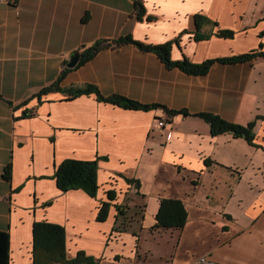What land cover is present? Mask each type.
<instances>
[{"label": "crops", "instance_id": "1", "mask_svg": "<svg viewBox=\"0 0 264 264\" xmlns=\"http://www.w3.org/2000/svg\"><path fill=\"white\" fill-rule=\"evenodd\" d=\"M263 17L264 0L0 2V264H34V226L42 221L63 226L69 257L85 251L99 264H158L166 256L167 264H264V57L218 61L195 75L113 43L127 35L173 42V61L199 64L264 51ZM222 28L234 36H218ZM105 40L112 43L66 73L61 90L38 97L74 50ZM89 85L105 97L189 114L128 109L94 93L69 97ZM199 113L255 121L256 145L213 134ZM71 158L99 160L96 198L58 187L56 167ZM164 198L185 204L183 229L155 228ZM105 201L111 207L99 221ZM166 238L175 246L160 252Z\"/></svg>", "mask_w": 264, "mask_h": 264}, {"label": "trees", "instance_id": "2", "mask_svg": "<svg viewBox=\"0 0 264 264\" xmlns=\"http://www.w3.org/2000/svg\"><path fill=\"white\" fill-rule=\"evenodd\" d=\"M137 16L142 18L145 13V8L143 5H137ZM264 18V17H263ZM151 20V17L147 18ZM197 24L200 27L204 18L201 15L196 17ZM264 32L261 33V35ZM218 36L223 38H232L234 36V30H223L219 29L217 31ZM198 39L207 38V35L197 36ZM109 42L98 41L94 45L85 48L82 51V58L77 65L80 66L85 64L91 58L95 56L102 48L106 47ZM115 45H121L123 43H130L138 46L139 48L145 50L146 52H154L163 59V61L169 67H179L182 70L189 72L190 74H207L210 70V67L215 62L222 63H233V62H245L254 60L258 57H264V51L251 50L242 55H235L226 58H216L204 61L199 64L191 63V61L184 57L183 60L178 62L173 61L171 58V48L173 42H168L166 44H145L144 42L134 40L130 35L121 37L117 40H114ZM71 69L65 67L63 72L60 74L58 80L46 87L43 88L39 93L38 97L41 98L43 95L48 92L61 90L60 83L64 79L66 73H69ZM70 98L76 97L80 94H89L94 93L97 96L99 101L111 102L112 104L128 108V109H143L149 110L154 108H165L170 115H176L177 113L189 114L187 111H174L169 110L166 107L159 104H143L137 101L128 99L125 96H103L95 86H86L84 88H72L67 91ZM196 116L202 117L206 122L211 126L213 134H222V133H232L235 137H242L247 139L251 145H256V135L254 133V126L256 122H250L246 125L235 124L234 122L226 121L220 116L215 114H205L199 113ZM98 166L99 160H80L76 158H71L64 160L60 165H57L55 171V177L57 179L58 187L67 192L72 189L83 190L89 195L96 198L100 190L99 178H98ZM6 177L11 179V166H8L6 169ZM115 193L109 191V199L114 200ZM100 212L98 213L97 219L99 221H104L109 213L111 204L109 201L101 203ZM188 211L180 199L164 198L161 199L159 213L156 215L157 224L155 228L162 229H183L187 224L188 220ZM66 233L62 225L48 223L47 221L37 222L34 226V264H99V262L92 256L87 254L85 251H79L74 257H69L66 249ZM8 263V262H7Z\"/></svg>", "mask_w": 264, "mask_h": 264}, {"label": "rangeland", "instance_id": "3", "mask_svg": "<svg viewBox=\"0 0 264 264\" xmlns=\"http://www.w3.org/2000/svg\"><path fill=\"white\" fill-rule=\"evenodd\" d=\"M258 12H260L261 11V7H260V5H259V7H258V10H257ZM129 198H132V196H130ZM140 217V216H139ZM138 216L137 217H135V218H139ZM136 220V219H135ZM127 222H129L128 221V219L126 220ZM135 224V223H134ZM162 246V249H160V252H168L169 250H173L172 249V247L173 246H175L174 245V243L173 242H171V238H166L165 240H164V244L163 245H161ZM168 258V256H166V258L164 259V260H161L160 262L159 261H157V263L158 264H167V263H169L166 259ZM170 260V259H169Z\"/></svg>", "mask_w": 264, "mask_h": 264}, {"label": "water", "instance_id": "4", "mask_svg": "<svg viewBox=\"0 0 264 264\" xmlns=\"http://www.w3.org/2000/svg\"><path fill=\"white\" fill-rule=\"evenodd\" d=\"M80 58H82V53H81L80 49L74 50L72 52V55H71L68 63L66 64L67 68H69V69L75 68L79 63Z\"/></svg>", "mask_w": 264, "mask_h": 264}, {"label": "built area", "instance_id": "5", "mask_svg": "<svg viewBox=\"0 0 264 264\" xmlns=\"http://www.w3.org/2000/svg\"><path fill=\"white\" fill-rule=\"evenodd\" d=\"M2 1H7L8 3H15L16 2V0H0V2H2ZM167 122L168 121H166V120H160L158 122V125H159V127L165 128L167 125ZM201 261L204 262L205 259H202Z\"/></svg>", "mask_w": 264, "mask_h": 264}]
</instances>
